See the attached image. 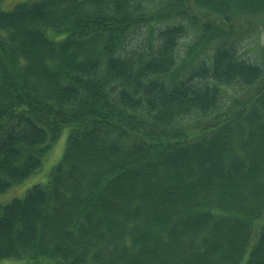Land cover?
<instances>
[{
    "label": "trees",
    "instance_id": "obj_1",
    "mask_svg": "<svg viewBox=\"0 0 264 264\" xmlns=\"http://www.w3.org/2000/svg\"><path fill=\"white\" fill-rule=\"evenodd\" d=\"M8 1L0 264H264V0Z\"/></svg>",
    "mask_w": 264,
    "mask_h": 264
},
{
    "label": "rangeland",
    "instance_id": "obj_2",
    "mask_svg": "<svg viewBox=\"0 0 264 264\" xmlns=\"http://www.w3.org/2000/svg\"><path fill=\"white\" fill-rule=\"evenodd\" d=\"M27 0H10L3 4V9L6 11H10L16 2H24ZM259 20V19H258ZM264 19H260L258 21L259 25L257 28L258 31H254L251 36L247 40H244L242 43V49L245 53V57L252 58L258 54L257 47L264 44V27L262 24ZM190 42L189 36H186L182 39V43L180 45L181 51L183 52L186 49V46ZM70 128L63 129L59 139L54 144L51 152L44 159L43 167L35 174L31 175L27 178L23 183L19 185H15L10 188L5 194L0 195L3 201L2 203H8L16 198L22 199L26 196L28 190L36 185H45L47 184L50 173L52 169L59 163L61 158L63 157L66 144L69 138ZM5 196V197H4ZM4 197V198H3Z\"/></svg>",
    "mask_w": 264,
    "mask_h": 264
}]
</instances>
